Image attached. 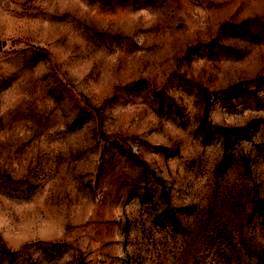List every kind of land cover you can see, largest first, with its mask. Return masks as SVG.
Wrapping results in <instances>:
<instances>
[{"label": "rangeland", "instance_id": "obj_1", "mask_svg": "<svg viewBox=\"0 0 264 264\" xmlns=\"http://www.w3.org/2000/svg\"><path fill=\"white\" fill-rule=\"evenodd\" d=\"M0 264H264V0H0Z\"/></svg>", "mask_w": 264, "mask_h": 264}]
</instances>
